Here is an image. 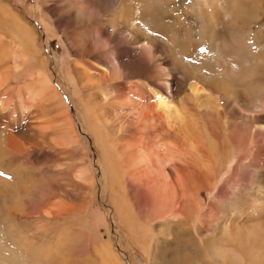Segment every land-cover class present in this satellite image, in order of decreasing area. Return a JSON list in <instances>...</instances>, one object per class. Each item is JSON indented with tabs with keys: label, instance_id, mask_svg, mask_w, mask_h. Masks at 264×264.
Instances as JSON below:
<instances>
[{
	"label": "bare ground",
	"instance_id": "bare-ground-1",
	"mask_svg": "<svg viewBox=\"0 0 264 264\" xmlns=\"http://www.w3.org/2000/svg\"><path fill=\"white\" fill-rule=\"evenodd\" d=\"M59 1L40 0L36 8L48 44L53 38L46 22L56 13L50 4L59 10ZM101 5L107 29L85 33L90 47L82 58L87 67L86 59L96 58L104 68L89 65L79 73L75 66V79L162 83H153L156 90L137 84L112 99L115 109L128 111L112 127L133 130L138 138H118L125 140L121 151L128 154L124 177L118 176L114 156L106 160L107 171L102 168L112 180L114 211L106 231L114 224L121 247L130 246L131 256L136 251L147 264H264V175L241 204L221 198V192L223 211L212 203L194 225L200 195L213 190L224 172L232 174L231 186L243 162L264 168V0H102ZM4 28L41 72L35 63L37 35L2 6ZM99 42L105 48L95 52L91 46ZM8 63L0 44L1 78ZM7 82L0 81L3 108L11 103ZM186 84L188 92L178 97L177 89ZM43 90L35 81L31 94L41 102ZM222 102L230 119L224 128ZM8 128L0 158L23 150ZM0 172V264H123L114 236L108 232L104 241L99 231L91 198L82 200L80 209L69 201L71 206H64L56 196L60 184L15 186L12 162L0 164ZM124 179L137 196L138 212L130 208L127 192L121 193Z\"/></svg>",
	"mask_w": 264,
	"mask_h": 264
},
{
	"label": "rangeland",
	"instance_id": "rangeland-1",
	"mask_svg": "<svg viewBox=\"0 0 264 264\" xmlns=\"http://www.w3.org/2000/svg\"><path fill=\"white\" fill-rule=\"evenodd\" d=\"M39 1L0 0V7H8L10 13L18 17L28 31L30 29L37 35L35 46L38 56L35 63L39 64L40 62L42 66L41 72L37 71L39 69L34 70L35 66L32 65L34 61L32 62L29 56L22 51L11 31L6 28L0 29V44L4 46L9 61L7 64L9 68L7 67L4 78L0 77V81H9L5 84L7 88L13 89L11 90L12 99L8 98L9 101H7V103L11 102L9 108L5 107L6 101L4 103V100H1L5 108L0 107V146L5 147V135L10 136V132H5L6 127H10L8 129L13 131L12 136L23 146L21 152L19 149L8 151L4 157L0 158V164L6 165L12 162L16 176L12 184L15 186L20 187L21 181L26 182L27 186H31L37 181L44 182V185L60 184L62 191H58L56 196L64 206L72 204L73 207L80 209L82 200L87 197L91 198L90 202L98 210V226H100L99 231L104 241L109 232L111 236H114L116 244H119L121 240L115 233L114 224L106 231L107 226L109 227V220L112 221L114 217V211L110 184L112 180L109 178V173H106L107 175L105 174L106 177H104L102 168L106 172V160L111 156L113 159L115 157V166L117 165L116 168L119 169L118 176H122L126 170L124 162L128 161L126 157L128 154L121 151L124 139L129 136L138 138V134H134L133 130H123L120 133L116 131L117 127L116 129L112 127L114 121L120 122L121 115L128 113L126 109L123 111L115 109V103H113L115 100L112 99L120 93L125 92L127 95L128 90H132V87L137 84L138 86L147 84L149 90L152 88V90H156L153 83L156 85L159 83V86L162 83L159 81H153V83L152 81H136V79L122 81L120 77L117 78V81L107 83L105 81H85L80 78L76 80L73 74L76 70L75 66L79 73L88 70L89 65L101 70L104 68L96 58L86 59L89 64L87 67L83 63L84 58H82V54L87 53L88 47H90L83 40L85 33H91L94 29H107L106 13H103L101 5L102 0L101 2L99 0H61L58 3L59 10H57V6L55 7V3H51L50 6L56 9V13L53 12L46 22L53 38L51 44H48L47 32L39 21L41 16L36 12ZM98 2L100 4H97ZM109 13L111 12L108 10L107 14ZM91 47H94L95 52H98L103 51L105 45L99 42ZM43 70H45L44 74ZM45 78L48 79L44 81ZM35 81H41L44 85L41 102L35 98L36 95L33 92L34 96L31 94ZM5 84L4 91L6 90ZM3 89L1 93H4ZM51 89L54 93L52 95ZM177 92L178 97L184 96L188 92L187 84L179 87ZM22 93L27 98L24 99L22 97L24 95H19ZM19 96L23 98V101ZM53 96L57 97V101L53 100L55 99ZM244 98L246 99L247 96ZM18 99L26 103L23 104L24 107H21V101L19 102ZM223 105L224 102L219 106L221 108V128H224L226 120H230ZM129 117L128 120H134L131 115ZM118 138L124 139L118 140ZM257 140L260 142L262 138L259 137ZM133 151L135 150L133 149ZM252 162V160H247L242 163L243 165L234 173L231 186L227 184L232 174L224 172L213 190L200 195L202 209L196 214L195 226L199 225L201 215L212 203L216 209L223 211L225 207L219 199L220 197L236 198V204H241L247 199L248 194L251 193V185L258 182L264 175V168L260 164H254L251 168L248 166ZM129 170L131 171V168ZM4 175L6 176L5 173ZM124 181L126 182H123V189L120 187L121 193L127 192L125 195H127L128 203L132 204V207L129 205L130 208L132 210L135 208L134 211L138 212L137 196L130 190L128 180L124 179ZM221 192L222 195L217 198ZM67 195L74 197V200L69 199ZM118 244L119 248L117 249L122 248V243L119 244L120 246ZM129 248L130 246L125 245L122 248L124 251L120 250V260L123 264H135V262L136 264H147L138 252L133 251L131 256Z\"/></svg>",
	"mask_w": 264,
	"mask_h": 264
}]
</instances>
